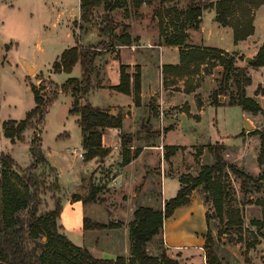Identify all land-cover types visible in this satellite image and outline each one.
<instances>
[{"label": "rangeland", "instance_id": "1", "mask_svg": "<svg viewBox=\"0 0 264 264\" xmlns=\"http://www.w3.org/2000/svg\"><path fill=\"white\" fill-rule=\"evenodd\" d=\"M207 1L209 0H203V2ZM77 3L78 0H0V153L9 152L19 166L26 167L32 161L29 150L30 142L34 135L39 139V143H37L39 145L38 150H41L47 163L42 162L38 164L33 174L38 184L30 188L32 192H35V198L33 199L34 202H37L38 214L53 209L56 201H60L62 208V204H65L67 196L73 199V196L76 194H85L91 180L96 185L101 186L102 190L98 194L101 200L91 202L84 207L81 204H77L67 214L68 235L72 243L74 242L77 246L86 247L94 257L113 258L118 255L123 256L122 253L125 251L126 237L123 235V229L120 228L113 233L105 231L106 229L85 231L81 227L83 217L86 216L96 223H108L110 221L126 223V221L132 218L129 208L134 209V203L138 202V204L150 207L162 205L164 199L172 197L173 187L175 188L178 182L175 180L174 183L173 180L168 179L161 182V170L164 168L165 175L171 173L177 179L180 175L187 172L195 175L200 160L206 159V157H201L202 154L199 155L198 152L200 148L206 149L207 144L215 142L223 143L225 147V152L223 153L224 159L227 162L235 164L239 169L248 174V169L253 162H257V156L261 151L259 136L249 135L248 132L260 129L264 125V109L261 106V99L264 96V69L252 67L244 60L246 56L253 58L254 53L252 56L249 55L250 52L247 50L232 53L227 52L234 56L237 69L243 70L244 74L250 78L251 83L245 86V94L257 100L262 111L253 114L242 110L240 106H213L211 103V91L216 88L220 81L223 67L221 65L212 66L216 63L213 57L217 53L209 51L204 63L190 65L189 69L192 70L194 67L195 71L190 73L189 77L193 78L189 82V85L190 87L193 86L194 77L201 76L202 71L208 74L216 69V66H219L221 71L218 73L212 90L208 92V97L205 95L203 97H200V95L196 96L199 98V101L202 99L198 107L205 104L212 105L213 107L208 106L206 108L196 130H193V122L187 119L186 116L179 117L178 130L170 136V141L173 144H180V148L169 159H164V167L161 166V160L158 164L147 165L148 158L152 157V154L147 151L141 155V160L133 165L128 166L127 164V167L126 165H121L120 149L119 153L113 155L115 158L111 156L113 161L110 164L101 162L90 172L89 169L93 165V162L85 163V161H82L84 153L81 149V135L77 124L78 115L69 112L71 107L70 96L66 95L69 93L64 94L59 88L56 89L68 77H79V71L78 69H73L69 74L52 71L53 62L61 51L74 45L77 41H90V39L87 40L86 38L80 40L74 32L73 25L78 27V24H82L84 30H81V32H87L92 29L98 31L101 18L98 16L102 14V8L97 9L94 14V17L97 16V18H94L90 24L81 22L79 15L73 21L68 15V10L69 8L76 9ZM179 4L182 3L179 1ZM156 7L157 3L153 5L143 4L135 11L128 4L126 7L115 10L113 16L119 24H128L130 29L133 28V33L139 34L138 37H147L150 46L154 47L153 49H155L158 55L162 36L160 35L158 18L155 16ZM211 14H213V11H206L204 13L203 19L205 23L208 22ZM169 28H172L171 25H169ZM90 33H93V31L87 34ZM101 38L107 41L106 35H102ZM139 42L136 39L129 46L125 47L134 50L130 46L140 45ZM148 42L147 44H149ZM186 42L187 40L185 41V45L191 47ZM201 48L194 46L193 49L195 52H200ZM114 49H110L104 53L111 52L109 58L113 57L115 56L113 55ZM103 59L104 61L108 60L104 55ZM103 59L100 58L99 60L103 61ZM32 64H36L37 67ZM133 67L127 69L131 74L134 72ZM29 69H31L30 72ZM194 84H199V80ZM229 84L228 94L221 97L222 102H227L230 94L236 95L235 82L230 80ZM31 85L38 87L40 90L44 88L42 89V94H46L49 99L52 98V95L57 94L51 100L48 110L42 119L40 121L33 119L31 125L23 133V140L17 141V145L12 146L11 144L13 143L3 134L2 124L6 120L19 121L23 119L26 112L34 107L35 103ZM103 97L105 96L102 95L99 98ZM149 106L148 109L152 114L158 112L154 103H150ZM215 107H218L216 111ZM178 110L186 112L188 110L186 103L171 108V113L169 112V114L175 116ZM241 110L244 113L246 112V122L250 126V129L245 127ZM150 120H152L154 125L150 123ZM150 120H148L145 114L144 117H141L140 125L144 124L147 129L150 126H159L157 127L158 129H155L157 133L152 135V138L157 139L156 142H160L163 133H165L166 126L168 124L171 125L172 122L176 124L175 122L178 118L169 117L165 114L164 120H162L160 113L159 115L157 113ZM241 127L243 135L236 136V138L229 136L234 132L238 133V129ZM144 134V128H142L139 133L132 135H134L135 140ZM164 137L166 138L167 135L164 134ZM136 143L132 142L131 150L139 148L136 145L134 146ZM165 146L167 145H164L160 149V159L164 158ZM73 149L78 153L80 152L81 157L77 155L78 153L75 155ZM107 156L110 157L109 154ZM207 156L208 159L212 160L210 154ZM102 159L99 158L98 162ZM259 167L260 173H262L264 164L259 165ZM55 175L59 177L61 183L58 190H54L52 187ZM81 176L83 178L80 182L79 177ZM117 176H120L122 179L115 185L112 180ZM226 181L230 185V204L239 210L243 216L244 231H242L241 236L244 240L240 243H229L224 235L222 238L217 239L215 251L219 260H223L222 264H236L240 259L239 253L246 252L245 242L255 240L253 234L255 236L256 228L250 222L251 220L261 219L262 206L257 204V202L262 200L263 197L258 192H255L252 184L249 185V190L245 193L240 188V178L229 171ZM160 191H162L161 195ZM132 192L140 193L136 201L134 199L128 201V197L131 196ZM194 193L200 195L204 202L205 210L208 211L210 216V232L216 238L217 230L222 226L219 224L217 217L214 216L211 201H205L203 194L198 190H194ZM143 196L146 199L150 198V200L144 202L141 200ZM58 225H60L59 222ZM58 232L63 233L61 225ZM128 238L127 235V243ZM233 238L236 237L233 236ZM257 240L258 243L252 247L253 249L250 248L248 250L251 251L249 256L255 263L264 264V239L258 238ZM158 244L159 240H156L153 246L149 245L148 249L155 250ZM183 245L186 247H182L181 252L192 253L195 257L202 256L204 253V249L202 248L203 250L199 251L196 248L198 246H195L193 242H183ZM23 246L25 249H30L33 246V242H24ZM198 248L200 249V247ZM178 262L181 264L180 261Z\"/></svg>", "mask_w": 264, "mask_h": 264}, {"label": "trees", "instance_id": "2", "mask_svg": "<svg viewBox=\"0 0 264 264\" xmlns=\"http://www.w3.org/2000/svg\"><path fill=\"white\" fill-rule=\"evenodd\" d=\"M179 1L182 4H179ZM155 16L158 18L160 45L179 47V64L162 66L163 83H167L169 75L176 78L189 77L194 72L189 69L191 64H202L208 56V52H215L213 59L215 65H221L220 81L216 88L211 91V103L213 106H240L242 110L256 114L261 112V106L257 100L246 96L245 86L251 83L243 70L235 66L234 56L224 50L215 48H201L195 52L194 47H187L185 41L188 38V29H197L200 23L202 10L213 8L215 10L214 20L222 26L232 29L233 41L245 40L253 34V16L255 10L264 0H215L203 2V0H80L79 16L83 23L90 24L98 8H102L98 35L107 36V41L101 39L96 44L75 45L64 49L52 65L53 72L70 73L73 66L78 62L81 68L80 77H68L59 87L62 93H69L72 97L69 112L78 115L77 124L81 135V147L83 160L104 158L110 153V149L102 145V134L105 129L116 128L120 131L122 127L123 113L113 115L108 108H100L89 103L80 104L90 89L109 88L117 92L132 95L135 105H140V67L134 65L133 74L129 73L130 65L120 64L119 82L116 85H103L97 79L93 83V77L98 78L99 68L97 59L105 51L120 46H129L134 40L128 24H119L113 16L115 10L126 7L128 4L136 11L141 5H153ZM173 13V15H172ZM167 18V20H165ZM171 25V29L169 28ZM79 30H84L82 24H78ZM119 31L117 32V30ZM170 29V30H169ZM252 67L264 66V42L248 62ZM233 80L236 87V95L230 94L227 102H222L221 97L228 94L229 82ZM44 89V88H42ZM31 85L34 96V107L26 112L25 117L19 121L6 120L2 124L3 134L11 143L23 140V133L32 123V120H41L47 112L51 100L43 90ZM186 91H189L185 87ZM198 105L200 101L198 100ZM145 137L149 139L155 135V131L145 128ZM166 131V130H165ZM249 135H258L261 140V151L257 156L259 165L264 164V125L260 129L248 132ZM243 135L240 132L236 136ZM134 135L119 132L121 148V165L129 164L141 151V148L131 150ZM39 139L33 136L29 150L32 162L27 167H20L9 153H0V264H180L177 259L171 258L166 253L163 245V222L170 217L173 211L190 201V195L198 190L204 196L205 201H211L214 216L217 217L222 226L217 230L214 238L210 232V216L205 210V220L208 232L203 244L206 264H222L216 251V241L224 235L229 243H240L244 239L241 236L243 229V216L241 212L230 204V185L226 181L228 171L240 178V188L245 193L252 184L255 192L261 193L264 186V170L257 177H252L239 169L235 164L227 162L223 153V143L215 142L207 144V152L212 156L209 164L197 165L195 175L189 172L178 178L179 189L174 197L164 200L161 207L153 208L145 205H136L132 212V219L127 223L129 237V256H117L116 258H96L84 246H77L63 233L58 232V218L61 212V203L56 201L54 208L38 214L37 202H34L35 192L32 186L38 182L34 178V170L38 164L47 163L46 158L39 149ZM180 146L167 145L164 147V159L173 156ZM203 148L198 154L201 155ZM53 171V170H52ZM54 190L60 188L57 175L52 181ZM51 186V185H50ZM101 186L92 180L87 192L83 195L76 194L74 200L81 201L83 206L101 200L98 194ZM257 204L262 206L261 219L251 220L256 232L254 241L245 242V251L242 255L246 258L247 251L258 243V238L264 239V199ZM123 225L121 221H110L108 223H96L88 217L82 219V229L105 230L119 228ZM231 232H233L231 234ZM233 235L236 238H233ZM159 240L155 250H149V245H154ZM31 241L30 249L24 248V242ZM39 251V252H38Z\"/></svg>", "mask_w": 264, "mask_h": 264}, {"label": "crops", "instance_id": "3", "mask_svg": "<svg viewBox=\"0 0 264 264\" xmlns=\"http://www.w3.org/2000/svg\"><path fill=\"white\" fill-rule=\"evenodd\" d=\"M211 1H215V0H209L208 2H211ZM79 4H80V0H78L76 9L69 8L68 10L69 12L68 15L70 16V18L73 19V21L77 19L79 15ZM206 11H213V14L209 16L208 22L205 23L203 18H204V13ZM214 17H215V10L213 8L202 10L198 28L188 29V38L186 39L187 40L186 43H188L191 47L199 46L202 48H206V47L207 48H217V49L224 50L228 53L240 52V50H247L250 52L249 55L253 56L257 52L258 48L264 42V4L260 5L254 12V16H253L254 32L253 34L248 36L245 40L238 41L237 43H234L233 41L232 29L229 26L220 25L218 22L214 20ZM73 28H74L75 34L78 35L80 40L84 38H86L87 40L90 39V41H84V40L83 42L77 41L79 42V44H82V45L83 44L84 45L96 44L102 39L98 35L97 30L92 29L87 32H84V31L81 32V30H79V28L75 27L74 25H73ZM91 31H93V33L87 34L88 32H91ZM133 32H134L133 28L130 29V32H129L130 35L132 37L138 38L137 39L138 42L140 41L139 42L140 45H137V44L135 45L137 50L136 48L134 50H130L129 48L125 46H120L114 49L115 52L113 53V55L115 56L113 57L109 58V55L111 52L104 53L103 54L104 57H107L108 60L104 61L105 58L103 59V55L97 59V63L99 65L98 66L99 75H98V78L93 77V83H95L97 79H100L101 84L103 85H116L119 82L120 64H127V65H130L131 67L134 65H139L140 67V105H135L132 95L123 94L115 90L106 88V87L104 88L94 87L90 89L88 94L80 100V104L83 105L85 103H89L93 106H97L100 108H108L110 110V113L113 115L117 114L118 112L123 113L122 127L120 131L124 133H128V134L129 133L131 134L139 133V131L142 128H144L143 126L144 124L141 126L140 123H141V117H144L145 114L148 120L152 119L154 114L157 115V113L158 115L160 113V115L162 116V120H164L165 114L169 117H173V118L177 117L178 120L175 122L176 124L172 122L171 125L168 124L166 126V129H165L166 131L164 130L165 133H163L162 140L160 139V142L158 141L156 142L157 139L155 140L152 137L147 139L145 135L143 136L140 135L135 140L133 139L134 143L137 142L136 144H134V146L136 145V147L141 148V152L135 159H133L128 164V166H131L137 161L141 160L142 158L141 155L147 151L148 153L152 154V157L148 158L147 165L152 166V164L154 163L158 164L160 163V160H161V166L164 167V163H165L164 158L160 159L159 157L160 155L159 152H161L160 149H162L161 147H163L164 145H177V146L179 145L180 146V144H173L172 141H170V136L174 132H177L178 130L179 117L182 118L186 116L187 119L193 122L192 124L193 130L194 129L196 130V127L199 125L200 120L204 114V111L206 110L208 106H212L209 104H205V105H201V107H198L197 100L199 98H197L196 96L200 95V97L201 96L203 97V95H205L206 97H208L207 96L208 92L212 90V87L215 84V80L218 76V73L221 71V68L219 66H216V69H214L211 73H208V74H205L202 71L201 76L194 77L192 87H190L189 82L191 81L193 77L176 78L174 77V75H169L167 83L164 85L162 66L165 64H170V65L179 64V60H180L179 59V56H180L179 47L159 45L160 51H158V55H157L155 52V49H153L154 47L150 46V43L147 41V37H142V36L138 37L139 34L133 33ZM147 42L149 44H147ZM59 55H57L56 58ZM246 57H250V56H246ZM100 58H102L103 61L99 60ZM32 65L37 67L36 64H32ZM261 68L264 69V67H261ZM73 69H78L79 75L81 76V68L78 62L73 66L72 70ZM198 80H199V84L195 85L194 83L197 82ZM185 87H187L189 91H186ZM66 95L70 96V103H71L72 101L71 95L70 94H66ZM102 95H104L105 97L99 98ZM200 101H202V99ZM150 103H154L156 105L158 112L154 114L150 112V110L148 109V107H150L149 106ZM183 103H186L188 107V110L186 112L178 110L175 116L174 115L171 116V114H169V112L171 113V108H174L178 106L179 104H183ZM218 107H215V111H216V108ZM224 107H228V106H224ZM242 118H243V122L247 121L246 112L245 113L242 112ZM150 123L154 125L152 120H150ZM157 127L159 126H150L149 129L152 132L153 131L156 132L157 130L155 129H158ZM120 131L116 128H108L103 131L102 145L110 149V153H109L110 157L106 156L99 162H98V159L96 158L85 161V163L93 162V165L90 166V169H89L90 172L93 171L94 168L101 162L110 164L113 161L111 156L115 155V153L116 154L119 153V150L121 149L120 142H119V132ZM238 131H239L238 133L234 132L229 136L236 138V135L242 131V127L238 129ZM164 134L167 135L166 138L164 137ZM147 140H150V141H147ZM16 142L14 144H11V143L10 144L12 146H16L17 145ZM201 154H202L201 157H204V158L206 157V159H202V161L200 160V164H209L212 162V160L207 158L208 157L207 155L209 154L207 152V149H204ZM10 156L16 162L15 158L12 155ZM113 158L115 157L113 156ZM161 171H162L161 179H160L161 182H163V180L166 181V179H168V180H173L175 183V180H177L178 185L175 188L173 187L172 197H174L179 189V181L176 177L171 175V173H169V175H165L164 168ZM247 172L250 176L256 177V175L260 173V167L258 163L253 162ZM82 178H83L82 176L79 177L80 182ZM121 179L122 178L120 176H117L113 178L112 182L113 184L117 185V182L120 181ZM161 193L162 191H160V195ZM139 194L132 192L131 196L128 197V201H132V199L136 201L139 197ZM259 195H261V197H263L264 199V187L262 188L261 193H259ZM143 198H141V200H143L144 202H147L150 200V198L146 199V197L144 196ZM164 200H167V199H164ZM77 204H81V206L84 207L81 201L74 200L67 196V200L65 204L64 203L62 204V209H61V212L58 218V222L62 226L63 233L68 238H69V235H68L69 231L67 228V214L70 211H72L74 206ZM136 205H142V204H138V202L133 204L134 207ZM159 207H161V205L157 207H153V208H159ZM129 210H131L130 214L132 216L133 208L130 207ZM131 219L126 221V223H128ZM126 223L124 222L122 227L105 230L107 232L109 231L110 233H113L119 230L120 228L123 229V232H124L123 235L124 237H126V244L124 247L125 251L122 253L123 256L129 255V238H128V243H127L128 227ZM207 232H208V225L205 220L204 202L201 196L198 194H195L193 191L190 195L189 203L186 205L177 207L173 211L172 215L168 217L167 219H165L163 222V242L166 248L167 255L171 258L177 259L178 261L181 262V264H206L204 253L202 256L199 255L198 257H195L194 254L192 253L181 252V248L186 247L183 245V242L189 241V242H193L195 246L200 247V249L196 247L199 251L203 250L202 248H203V244L205 240V235ZM250 252L251 251H248L247 253V256H246L247 259H245V257L239 253L240 259H239V262L236 264H263V263H255L249 256L251 254ZM116 257H113L112 259Z\"/></svg>", "mask_w": 264, "mask_h": 264}, {"label": "water", "instance_id": "4", "mask_svg": "<svg viewBox=\"0 0 264 264\" xmlns=\"http://www.w3.org/2000/svg\"><path fill=\"white\" fill-rule=\"evenodd\" d=\"M250 59H251L250 57H245L244 60H245L246 62H249ZM30 70H31V69H29V72H30ZM261 106H262V108L264 109V96H263V98L261 99ZM245 127L248 128V129H250V126L248 125L247 122H245Z\"/></svg>", "mask_w": 264, "mask_h": 264}, {"label": "built area", "instance_id": "5", "mask_svg": "<svg viewBox=\"0 0 264 264\" xmlns=\"http://www.w3.org/2000/svg\"><path fill=\"white\" fill-rule=\"evenodd\" d=\"M135 47H136L135 45L134 46H132V45L130 46L131 49H135ZM73 153L76 155L78 152L75 149H73ZM77 155L80 156V152Z\"/></svg>", "mask_w": 264, "mask_h": 264}]
</instances>
